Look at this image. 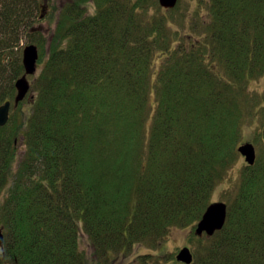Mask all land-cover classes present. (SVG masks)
Returning <instances> with one entry per match:
<instances>
[{
	"label": "trees",
	"instance_id": "1",
	"mask_svg": "<svg viewBox=\"0 0 264 264\" xmlns=\"http://www.w3.org/2000/svg\"><path fill=\"white\" fill-rule=\"evenodd\" d=\"M17 1L0 33V56L15 58L0 62V106L25 74L17 31L41 2ZM181 2L63 0L50 38L39 33L29 113L20 103L0 127V264H106L174 227L194 229L192 264H264V152L225 193L223 229L195 232L242 158L245 122L264 142V95L247 87L264 77V0Z\"/></svg>",
	"mask_w": 264,
	"mask_h": 264
},
{
	"label": "rangeland",
	"instance_id": "2",
	"mask_svg": "<svg viewBox=\"0 0 264 264\" xmlns=\"http://www.w3.org/2000/svg\"><path fill=\"white\" fill-rule=\"evenodd\" d=\"M63 0H47V4L45 5V2L41 0L40 2V8H36L32 11L33 15L32 18H30L31 23L26 27H20L19 31H17L18 36L20 38L18 49L15 50V52H18L16 56L17 59H19L23 63V50L24 48L29 44H36L37 39L39 37V33H42L45 35L47 39L50 38L51 34L53 33L56 25V19L58 12L60 11V6L62 5ZM197 0H182L181 5L182 8L185 6H188L191 3L192 10L197 7ZM23 2V1H22ZM21 6H24L22 4ZM13 3H19L17 0H0V33L2 31V28H4V16L5 11L8 8V6H12ZM29 5V4H28ZM46 7L44 14L41 12L42 7ZM184 10V9H181ZM154 13V12H153ZM170 13H168L169 15ZM6 35L5 33L1 34V36ZM6 37H8L6 35ZM36 42V43H35ZM37 45V44H36ZM40 53V49H39ZM9 55V52H6L5 56H0L1 64L4 66H7L8 60L7 57ZM12 60V59H11ZM15 61V58L10 62ZM41 67L38 65L37 72L32 75L28 76V80L31 84L34 82V77L40 73ZM9 73V72H8ZM7 72L4 74L7 76ZM248 91L250 94L253 95H264V77H259L256 79H253L250 83H248ZM31 90V88H30ZM34 94V91L31 90L29 96L25 99L23 102V110L29 113L30 110V95ZM155 98L152 96V101H154ZM258 107L260 102H257ZM24 118L26 117V115ZM23 117V114L19 109H12L10 112V120L11 121H20V119ZM9 120V121H10ZM244 129H243V140L245 142H251L255 143V147L257 150V153L264 152V142L262 140L261 133H259V137L257 136V126L256 124L250 123V121L245 122ZM19 149H18V156L21 155L23 152L22 144H21V138L18 137ZM258 139V140H257ZM256 141V142H255ZM246 163L245 158L242 156L240 159L238 165L235 169L231 171V173L228 176V179L222 181L220 184L217 185L214 195H213V201L214 202H225L227 203V198L225 196V193L232 188L234 185L235 180L239 176V171L242 167V165ZM17 168V165H16ZM194 229L192 228H181V227H174L169 232L168 236L161 241V243L156 247L155 249H150L147 245H137L133 248H131L129 251H124L120 253L113 254V259L106 264H131L133 263L140 255H146V254H153V255H162L164 256V261L167 264H173L175 261H177L176 256L179 253V251L183 247H189L195 249L196 242L193 239ZM83 241H82V247L87 253V255H90V259L94 258L92 254L93 247L90 246L89 242L87 241L88 237L86 235H82ZM94 260V259H93ZM105 264V263H102Z\"/></svg>",
	"mask_w": 264,
	"mask_h": 264
},
{
	"label": "water",
	"instance_id": "3",
	"mask_svg": "<svg viewBox=\"0 0 264 264\" xmlns=\"http://www.w3.org/2000/svg\"><path fill=\"white\" fill-rule=\"evenodd\" d=\"M179 0H159L162 7L166 9H173L177 6ZM40 53L39 48L35 44L27 45L23 50V66L25 68V74L16 80L15 86L17 89V95L15 97V106H18L22 102L28 93L30 92L31 84L28 80V76H32L37 72L38 61ZM12 103L6 102L0 107V127H4L8 124L10 119ZM239 153L245 158L248 165H254L257 160V150L253 143L246 142L242 144L239 149ZM228 215V205L225 202L212 203L204 213L202 219L197 223L195 232L198 236L204 234L213 236L217 231L223 229L226 224ZM4 246V235L0 228V247ZM178 262L183 264H192L194 261V255L189 247H183L176 256Z\"/></svg>",
	"mask_w": 264,
	"mask_h": 264
},
{
	"label": "flooded vegetation",
	"instance_id": "4",
	"mask_svg": "<svg viewBox=\"0 0 264 264\" xmlns=\"http://www.w3.org/2000/svg\"><path fill=\"white\" fill-rule=\"evenodd\" d=\"M30 84H31V83H30ZM30 91H31V90H30ZM29 94H30V92L28 93V95L26 96V98L29 96ZM16 95H17V93H16ZM15 97H16V96H15ZM26 98H25V99H26ZM25 99H24L22 102H20V103H23V102L25 101ZM30 99H33V94L30 95ZM11 103H12L11 110H12V109H16V108L20 105V103H19L18 106H15V104H14V103H15V99H14V101H11ZM4 104H5V103H4ZM1 106H2V105H1ZM1 106H0V107H1ZM10 112H11V111H10ZM0 249H1V247H0Z\"/></svg>",
	"mask_w": 264,
	"mask_h": 264
}]
</instances>
